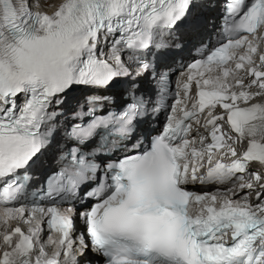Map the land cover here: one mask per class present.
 <instances>
[{"label":"snow or ice","instance_id":"1","mask_svg":"<svg viewBox=\"0 0 264 264\" xmlns=\"http://www.w3.org/2000/svg\"><path fill=\"white\" fill-rule=\"evenodd\" d=\"M204 6L0 0V264H264V0H226L168 103ZM50 152L62 166L31 190Z\"/></svg>","mask_w":264,"mask_h":264},{"label":"bare ground","instance_id":"2","mask_svg":"<svg viewBox=\"0 0 264 264\" xmlns=\"http://www.w3.org/2000/svg\"><path fill=\"white\" fill-rule=\"evenodd\" d=\"M205 6L208 7V5H205ZM202 8L198 9V14L201 13V15L204 16L205 14H204ZM200 17H202V16H200ZM212 23H213V13H210L206 17H204V21L201 22L200 29L198 31L200 33V35L202 33L207 34L212 28ZM193 37L194 38H190L189 39V41H188L189 44H193L194 40L196 39L195 35H193ZM81 94H82V92H77L76 93V95H78V96L81 95Z\"/></svg>","mask_w":264,"mask_h":264}]
</instances>
